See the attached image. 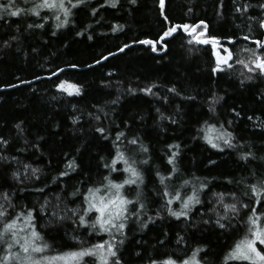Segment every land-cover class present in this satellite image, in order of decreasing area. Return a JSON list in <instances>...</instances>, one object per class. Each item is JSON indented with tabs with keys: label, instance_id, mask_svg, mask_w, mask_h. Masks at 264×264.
I'll return each instance as SVG.
<instances>
[{
	"label": "trees",
	"instance_id": "trees-1",
	"mask_svg": "<svg viewBox=\"0 0 264 264\" xmlns=\"http://www.w3.org/2000/svg\"><path fill=\"white\" fill-rule=\"evenodd\" d=\"M18 2L22 4V0ZM108 3L87 0L73 10L68 25L60 29L47 11L41 12L43 20L32 16L0 20V139L8 141L6 149L0 147V154L8 157L0 161V192L11 195L16 205L9 209L13 214L23 208L36 210L37 231L50 246L48 254L77 250L79 240L96 242L101 237L88 236L87 229L78 228L71 220H50L51 205L57 203V196L70 207L80 204L82 197L73 198L72 193L76 188L86 191L102 181L107 174L104 161L115 155L112 141L123 131L128 139L137 137L149 151L140 152L138 147L133 151L134 146L127 145L126 140L120 145L137 160L144 176L139 189L126 188V193L136 200L139 192L147 213L139 221L132 216L128 222L127 238L120 249L122 264H148L150 256L184 258L197 247L204 249L200 253L203 264H224L235 243L246 235L250 210L255 207L257 214L264 213V206L256 204L248 187L264 181V77L249 80L236 63L238 58L247 59L246 49L256 48L251 39L264 40V29L256 23L264 18V10L259 7L264 0H222L223 7L221 0H166L163 14L159 0H136V4L119 0L116 8ZM245 3L252 6L240 16L235 7ZM248 16L253 19L248 20ZM201 21L220 41L217 51L221 55H226L224 49L232 52V69L213 74L215 55L211 45L189 44L182 29L162 44L157 43L155 52L151 45L140 43L158 41L177 24ZM28 23H43L44 27L29 29ZM116 26L119 30H114ZM244 35L250 40H244ZM125 45L129 47L121 52ZM65 80L80 86L82 95L68 97L59 92L57 85ZM153 84L157 85L153 88L156 95L140 91ZM129 88L135 90L134 94ZM169 88H175L179 95L170 93ZM163 97H167V103ZM114 100L118 102L113 104ZM213 100L218 102L210 112ZM157 108L167 119L160 120ZM95 115H100L99 122L91 118ZM205 122L216 127L223 124L235 137L234 143L243 147H225L222 152L211 148L199 131ZM98 123L108 129V140L95 131ZM18 124L23 131L17 129ZM170 145H179L175 162L179 171L168 182L169 190L191 195L192 185L181 187L184 179L197 187L200 182L207 184L201 193L202 203L193 208L187 220L169 216L158 192L161 186L157 172L168 175L172 168L167 163ZM244 153L254 158L241 160ZM141 159L149 163L140 164ZM70 161H75V171L67 169ZM25 164L38 168L40 178H25ZM66 170L69 176L59 178ZM16 172L23 182L14 178ZM113 175L123 178L122 173ZM215 193H231L241 205L248 204V208L240 207L231 222L221 221L224 229L216 224L212 211ZM46 200L51 202L49 211L41 213L40 206ZM226 202H232L230 195ZM172 207L178 210L180 205ZM217 211L223 214L222 208ZM149 217L155 223L143 228L141 224ZM180 236L184 241L177 244ZM4 255V246L0 245V257Z\"/></svg>",
	"mask_w": 264,
	"mask_h": 264
},
{
	"label": "snow or ice",
	"instance_id": "snow-or-ice-1",
	"mask_svg": "<svg viewBox=\"0 0 264 264\" xmlns=\"http://www.w3.org/2000/svg\"><path fill=\"white\" fill-rule=\"evenodd\" d=\"M87 0H22V4L18 0H6V3H0V20H4L6 17L20 18L22 16H32L39 20L45 19L41 16V12L47 11L52 13L53 19L56 22V28L60 29L66 27L73 16V10L80 8L85 4ZM132 4H136V0H130ZM235 2V0H234ZM119 0H109L108 6L116 8ZM22 5H30L28 7ZM104 5H102L103 7ZM166 6V0H159V7L161 14L164 13ZM251 4L245 3L235 7V12L240 16L247 14L251 8ZM221 7L223 3L221 0ZM261 10H264V4L259 6ZM93 15L96 14L94 10ZM167 19V16H165ZM253 17L248 16V20H252ZM258 27L264 29V18L256 20ZM43 28V23H28L27 28ZM183 30L184 33L189 37V44L197 45H211L215 55V67L212 68V73H220L226 70H230L234 67L233 54L228 49L223 51L226 55H221L217 51V46L220 41L211 34L208 33V25L201 21L198 24H177L170 27L158 41L152 40H141L140 43L144 45H151L152 51L155 52L156 44L161 43L173 34L177 33L178 30ZM114 30H119V26H116ZM199 30V31H198ZM55 35V33H53ZM14 39V38H13ZM91 39V37H89ZM243 39L250 40L249 35H244ZM232 43V41H229ZM251 43L256 46L255 49H246L248 52L247 59H236V63L239 64L248 74L247 79L251 80L254 77H264V40L251 39ZM8 46V45H6ZM129 45H125L120 49L121 52ZM104 59H108L107 56ZM97 63H101L97 60ZM63 71V70H61ZM241 75H245L244 72ZM244 81L241 80V84ZM157 85L153 84L150 87L140 89L145 95H156L153 93V88ZM57 90L61 93L66 94L68 97L82 95L81 87L76 83L68 81H61L57 85ZM128 91L134 94L132 88ZM170 93L179 95L175 88H169ZM167 103V97L162 98ZM187 99H195L194 97H187ZM222 99V98H220ZM118 100L112 101L116 104ZM218 100H213L209 106V111L214 112V104ZM98 112L102 111L100 109ZM156 111L160 113V120L167 119L160 109ZM104 117L107 118L108 113H103ZM239 116V113H236ZM96 121H100V115L91 117ZM248 119H252L251 116ZM77 121L74 120L73 123ZM175 123V121H172ZM229 124L232 121L228 122ZM17 129L23 131L20 125H16ZM95 131L104 139L108 140V129L98 123ZM203 133L202 139L211 148L217 151H224V148L236 149L243 147L234 143L235 137L232 132L228 131L223 124L216 127L215 124H209L205 122V126L199 129ZM127 142V145L134 146L133 151L138 147L140 152L147 153L149 150L139 142L137 137L128 139L125 132L120 131L112 141L115 155L109 160L104 161V168L107 169V174L103 175L102 181L98 184L87 187L86 191H81L80 188H76L72 193L73 198L80 196L82 197L80 204L75 207H70L65 203L59 196L56 197L57 203L51 205V215L49 219H55L60 222L65 220H71L78 228L87 229L88 236H99L100 240L96 242H88L86 240L77 241L81 246L77 250L66 251L55 255L48 254L50 246L44 241V237L36 227V210L34 208H23L19 212L14 214L9 209H15L16 205L12 202L11 195L8 192H0V245L4 246L5 255L0 257V264H122L120 257V249L124 245L126 240V228L128 222L132 216L137 217L139 221L141 215H146L144 212L146 205L139 199L140 193H137V199L132 200L128 198L126 188L139 189L144 184V176L139 167H137V160L132 156H129L126 151L122 150L120 145L123 141ZM8 141L0 139V147L7 148ZM176 149V150H173ZM179 145H170L169 156L167 163L172 166L170 174L163 175L157 172V177L161 188L158 190L160 196L164 200V207L169 216L174 217L176 220L183 218L187 220L189 214L193 208L202 203L201 193H203L207 184L200 182L197 187L192 181L188 179L183 180L181 187L192 185L191 195L181 194L178 189L169 190L168 182L173 180V177L177 175L179 169L176 167V158L179 155ZM254 158L251 153H244L240 156L241 160L248 161ZM8 157L0 154V161H7ZM140 164L147 165L148 159H141ZM25 172V178L39 179L38 168H32L30 165H23ZM75 161H70L67 165V169L72 171L76 170ZM30 169V176L29 170ZM123 174V178L114 176L113 174ZM69 171L60 173L59 178L69 176ZM14 178L20 182H23L19 172L13 174ZM199 178H197L198 180ZM119 181V182H118ZM231 183V181H228ZM250 188L251 195L256 198V204L264 206V181L258 184H251ZM37 191H43V189H37ZM231 196L232 202H226L227 196ZM215 206L212 211L216 214V224L224 229L226 225L221 221H229L235 219L239 215L240 207L248 208V204H240L236 200L234 194L226 193H215L214 194ZM179 203L180 207L178 210L172 207L173 204ZM212 203V201H209ZM50 201H45L40 206V212L46 213L49 211ZM137 205L138 207H130ZM218 208H222L223 214L217 211ZM251 214L247 217V232L244 237L238 240L231 251L224 258V264H264V213L257 214V209L253 207L250 210ZM157 215V219H159ZM148 223H155L152 217L148 218V222L142 223L143 228H147ZM204 223H209L205 220ZM107 236V239H103ZM184 241V237L180 236L176 243L181 244ZM164 243L163 240L160 241ZM87 245V246H85ZM259 246V247H258ZM204 249L197 247L191 251V255H187L184 258L179 256L173 257L167 255L166 258H155L150 256L148 258V264H203L200 257V253ZM139 255V253H137Z\"/></svg>",
	"mask_w": 264,
	"mask_h": 264
},
{
	"label": "water",
	"instance_id": "water-1",
	"mask_svg": "<svg viewBox=\"0 0 264 264\" xmlns=\"http://www.w3.org/2000/svg\"><path fill=\"white\" fill-rule=\"evenodd\" d=\"M173 35H174V34H173ZM173 35H172V36H173ZM172 36H171V37H172ZM169 38H170V37H169ZM164 41H165V40H164ZM159 44H162V42L159 43ZM156 49H157V44H156ZM164 49L166 50V47H165V46H164Z\"/></svg>",
	"mask_w": 264,
	"mask_h": 264
},
{
	"label": "rangeland",
	"instance_id": "rangeland-1",
	"mask_svg": "<svg viewBox=\"0 0 264 264\" xmlns=\"http://www.w3.org/2000/svg\"><path fill=\"white\" fill-rule=\"evenodd\" d=\"M106 239H107V236H106ZM259 247V246H258Z\"/></svg>",
	"mask_w": 264,
	"mask_h": 264
}]
</instances>
